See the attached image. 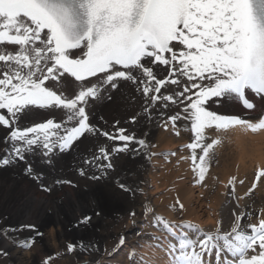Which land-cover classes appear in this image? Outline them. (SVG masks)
<instances>
[{"label":"snow or ice","instance_id":"1","mask_svg":"<svg viewBox=\"0 0 264 264\" xmlns=\"http://www.w3.org/2000/svg\"><path fill=\"white\" fill-rule=\"evenodd\" d=\"M156 65L171 68L167 79L156 78ZM121 81L143 85L138 90L152 104L182 105L183 115L169 119L173 126L180 119L190 122L193 142L186 147L193 151L198 182L203 181L210 154L222 143L216 138L205 144L209 131H264V117L253 122L208 106L238 100L254 109L246 90L264 98V0H0V110H6L0 126L10 129L0 165L25 161L29 154L51 164L57 152L69 151L86 133L125 142L113 151H128L134 136L124 129L114 136L89 122V108ZM167 85L181 90L165 95L161 89ZM56 111L62 113L60 120L19 127L26 116ZM138 143L146 146L142 139ZM100 153L95 159L109 161L106 149ZM26 172L31 174V165ZM261 177L264 169L256 172V181ZM151 211L146 208V214ZM233 215L228 230L218 226L209 232L157 216L155 224L171 237V264H264V218L242 224L245 214Z\"/></svg>","mask_w":264,"mask_h":264},{"label":"bare ground","instance_id":"2","mask_svg":"<svg viewBox=\"0 0 264 264\" xmlns=\"http://www.w3.org/2000/svg\"><path fill=\"white\" fill-rule=\"evenodd\" d=\"M152 67L157 79H167L171 72L170 67L163 65ZM180 79L182 82H186L185 77H181ZM142 87L143 85L138 86L132 82L121 81L117 88L109 89L105 94V99L89 108L90 124L98 128V130L105 132V129L102 127L103 123L101 124V121L99 122L98 117L106 113H115L119 106H121V112L127 108L133 109L136 107L137 102L141 106L139 107L140 111L134 114V117L137 116L135 121L142 119L143 115L147 114V112L153 111V113H157L159 108L165 107V104L168 106L174 105L176 107H182V105L171 104L167 101H157L155 104H152L150 100L143 95L142 90H140L142 96H139L137 93L136 96L138 97H136L135 104L126 101L127 99L125 97L130 96L129 93L131 89L138 91V88L142 89ZM172 89L181 90L178 89L176 85H167L164 89H161V92L165 95H169ZM256 98V100L251 101L255 105V108L249 110L241 107L237 100H232L231 102L226 101L222 104H212L209 102L208 106L209 110H215L219 114L239 115L244 119L255 122L264 116V98L259 96H256ZM146 108L147 111L145 110ZM4 112H6V110H0V114ZM47 118L60 120L62 118V113L59 111L54 113L37 112L21 119L19 121V127L31 126L34 122H41ZM120 118L122 119V116ZM96 120H98V122ZM106 124L108 123L106 122ZM123 125L130 126L128 122L123 123ZM171 129L174 130L175 128L171 127ZM115 130H118V128L115 127ZM136 130L134 131L133 129L135 133H140V130ZM9 131V128L0 126V157L6 154L5 149L8 145L5 144V137L9 134ZM170 131L171 130L162 132L161 130H157L152 133L149 132L144 138H142L143 135L139 134L136 136L138 140L134 139L128 142V151L126 152H114V148L109 147L107 150L110 154L109 161L102 159V162H98L95 173L90 170L92 167L91 163L87 164L86 161L80 160V155L87 149L86 142L88 139L87 135L90 136L89 133L79 138L69 151L63 153L57 152L51 164L45 163L39 154H29L26 156L25 161L17 160L7 166L0 165V219H2V221L6 219V222L9 220V222L13 223V226L34 224L40 227V229L47 231L46 227H51V223L47 222L48 218L46 217V213L50 212L53 215V226L59 231L61 237L64 235L67 239L73 237L77 239L78 242L82 241V245H88L87 243L89 242L87 240L91 242L92 239L98 238V236L91 232V228L95 226L90 225L88 221L100 218L101 221H99V223L101 224L103 223L102 219L110 217L114 212H122L124 209L126 210V207L139 209L143 206L150 208L157 205V201L150 200L151 194L148 192V189L152 186L155 192H159L168 184L172 185L170 188L172 190L174 189L173 193H178L180 196L185 218L182 223L197 224L204 232L215 231L212 220L215 217L220 219V223L222 227H224V230H228L231 221L234 220V213L236 215L245 214L241 220L242 224H247L249 222L257 223L260 218H264V210L259 217L256 216L255 210L248 206V198L242 195L241 192L245 189L243 188L246 183L245 175H250L253 172V168L256 171L261 169L264 164V131L251 133L236 128L227 132L231 136L230 139L234 142V157L231 163L223 164V168L221 169V182L218 190L212 196V199H210L212 214L211 216L207 215L204 217L202 213L197 210L196 205H193L194 202H199V200L194 196L192 187L187 186L184 181L166 182L168 177L174 178L181 174L189 175V173H191L186 161H182L176 167H171V169H169V166L164 162L165 160L155 154V152L160 153L169 151L172 154L176 153L180 155L181 151L175 149H185L183 141L179 142L178 140L174 142L171 138ZM118 134L117 131L116 135ZM100 135L99 132H96L92 137L90 136L89 139H91V141H94L92 139L99 141L100 137L103 136ZM141 139L145 141L146 146H141L138 143ZM101 141L104 142V139ZM119 142L120 145L116 148L123 146L125 143L122 141ZM151 143L155 146L154 149L148 147ZM134 150H138L139 154H135ZM140 155L144 159H148L147 164L141 160L142 157H140ZM179 159H181V157ZM109 162L112 165L111 168L106 167ZM101 164L105 165V167H98V165ZM29 165H31L32 168L31 174L26 172V168ZM165 168L167 170L164 171ZM81 170L84 172L83 175H81ZM69 174L71 175L69 176ZM233 174H236L237 179L234 185H229L227 177ZM93 176L99 178L92 179ZM57 180L63 181V188L60 193L56 192L58 194L54 197H46L47 194L45 192L46 195L36 193L32 187L35 183L36 185L41 184L42 189H52L56 187L55 181ZM65 181H70L71 183H65ZM240 181H243V183ZM202 182L203 181H201V183ZM261 185L264 186V183H261L260 186ZM137 189L138 193L135 195ZM182 189L186 191L185 194L181 193ZM171 192L169 191L168 193L170 194ZM164 202H166V200H164ZM62 210L69 213L68 217H70V219H79L80 221L77 225L72 226L69 232L66 231L68 225L62 228V222L56 220L59 219L56 214L61 213ZM85 217L90 219L84 222ZM48 232L52 233V230L48 228ZM31 235H34V232H27L26 236L29 237ZM162 248L163 251H161ZM0 249L8 253L12 264H32L28 252H21L17 248H13L3 239L1 234ZM167 249L168 246H162L161 244L160 248H158V244L154 249L145 248L146 259H144L143 264H171V258ZM81 251L78 252L79 261L85 262L89 260L91 262H96L99 260L100 249L88 257L85 248L81 249ZM117 253L120 255L121 250ZM214 259L213 256V262ZM0 264L4 263L0 262Z\"/></svg>","mask_w":264,"mask_h":264},{"label":"rangeland","instance_id":"3","mask_svg":"<svg viewBox=\"0 0 264 264\" xmlns=\"http://www.w3.org/2000/svg\"><path fill=\"white\" fill-rule=\"evenodd\" d=\"M246 91L249 92V90ZM137 93L139 96H142L140 90L134 91L131 89L129 93L130 96L125 97L127 99L126 101L130 103L133 102L135 104L136 97H138L136 96ZM247 98L250 101L256 100V98L250 93H247ZM140 106L141 105H139L137 102L135 108H127L122 112L121 106H119L115 113H106L103 116L98 117V120L99 122L101 121V124H104H102V127L105 129V132H108L114 136L118 131L115 130V127H117L118 129H124L127 135L134 136L135 139H137L136 136L139 134L143 135L142 138H144L145 135H148L149 132L152 133L157 130L167 132L171 130V138L174 140V142L179 140V142L183 141V143H186V145L193 142V133L190 131L189 121L180 119L177 120L175 126H173L172 121L169 119V117H172L177 113H181V115H183L182 107H176L172 105L159 108L157 113H153V111L147 112V114L143 115L142 119H140L139 121H135L137 119V116L134 117V114L140 111ZM121 116L122 119L120 118ZM98 120L96 121L98 122ZM106 122L108 124H106ZM125 122H128L130 126H124L123 123ZM171 127H174L175 129L172 130ZM133 129L134 131L136 129V131L140 130V133H135ZM177 132H179V135L176 134ZM89 134L91 137L94 135V133ZM87 136V149L82 152V155H80V160L86 161L87 164L91 163L92 167L90 168V170L95 173V171L97 170V163L102 162V159H95V157L101 155L100 149L104 148L108 150L109 147L115 149L120 145V142L118 140H110L101 135L99 141H95L96 139H92L94 141H91V139H89L90 136ZM207 136L208 138L204 141L205 144L211 143L212 139L216 138L221 139L222 143L217 145L213 150V153L210 154V158L207 161L208 171L206 172L205 178L203 180L204 184L203 182H198L199 173L198 170H193L195 166L193 165V162L191 160L193 151L187 148L186 145L185 149H175L177 151H181L180 155H177L176 153L175 155H173L169 151L160 153L155 152L157 156L162 157V159L165 160L164 162L167 166H169V169H171V167H176L182 161L187 162L191 171L189 175L181 174L182 176L179 175L174 178L168 177L166 182L169 183L171 181H184L187 186L192 187L194 196L199 200V202H194L193 205H196L197 210L202 213L203 217L207 215L211 216L212 208H210V199H212V196L218 190L219 184L221 182V169L223 168V164L232 162V158L234 157L235 153V147L233 146L234 142L230 139L231 136L229 135V133H217L215 130H211L207 133ZM103 139L104 142L101 141ZM148 147H151L153 149L155 148L152 143ZM134 151L135 154H139L138 150ZM195 153L198 157L202 154V151L198 148L195 150ZM140 157L142 156L140 155ZM180 157L181 159H179ZM141 160H143V162H145L146 164L148 162V159H144L143 157L141 158ZM261 169H264V164ZM165 170L167 169L165 168L164 171ZM256 172L257 171L253 168V172L250 175H245L246 183L243 187L245 189L241 192L242 195L248 198V206L251 209H254L255 215L259 217L261 212L264 210V186H260L261 183H264V177H261L259 181H256ZM70 175L71 174H69V176ZM231 177H236V174L227 177L228 180ZM58 181L59 180L55 181L56 187L49 190H45L46 188L42 189L41 184L36 185L34 183L32 187L36 193H46V197H54L56 194H58L56 192L60 193L63 188V181H60L59 183ZM254 183L256 184L255 188H253ZM171 186L172 185L168 184L159 192H155L152 186L150 189H148V192L151 194L150 200L157 201V205L150 207L152 211L147 214L146 208H149L147 206H143L139 209L126 207V210L124 209V211L122 212H114L110 217L102 219L103 223L101 224L103 225L99 223V221H101L100 218L97 220L91 219V221H88L90 225L95 226L91 228V232L98 236V238L92 239L91 242L87 240L89 243H86L89 246L82 245V241L78 242L77 239L73 237L68 239L65 235L61 237L59 231L56 229V227L53 226V215L50 212L46 213V217L48 218L47 222L51 223V227H46L47 231L40 229V227L34 224V227H27V225L13 226V223L9 222V220L8 222H6V219H4V222L2 221V219H0V234L2 235L3 239H5L13 248H17L21 252H28L32 264H143L144 259H146V253L144 251L145 248L154 249L157 244H161L162 246H164L165 243L169 241L168 238H170L171 240V237L168 236V233L161 230V227H158L155 224V218L159 216L164 218L165 220L172 221L177 224L182 223L185 219L183 215L184 211L179 207V204H181L180 196L178 195V193H173L174 189L172 190L170 188ZM169 191L172 192L169 194ZM137 193L138 189L136 190L135 195H137ZM181 193L185 194L186 191L182 189ZM163 199L166 200V202H164ZM177 201H179V204L177 203ZM132 213H135V215L133 216ZM68 214L69 213L65 210H62L61 213L56 214L59 218L56 220L62 222V228L68 225V227L66 226L67 232L72 229V226L77 225L78 222H80L79 219H70V217H68ZM212 220L214 229L220 226L222 231H224V227H222L220 219L215 217ZM48 228L52 230V233L48 232ZM6 229L7 232L4 231ZM13 229H15V231H13ZM27 232H34V235L27 237ZM122 238L124 239L123 245L120 244V240ZM192 238L194 239L195 236L193 235ZM25 241L30 242V247L22 246ZM69 245L74 246V249L72 251H69ZM83 248H85V250L87 251V257L94 254L100 249L101 252L99 260H97L96 262H91L89 260L85 262L79 261L78 252H80ZM158 248H160V246H158ZM119 250H121L120 255H118L117 253ZM161 251H163V248ZM0 262L4 264H12L11 258L9 257L8 253L1 249Z\"/></svg>","mask_w":264,"mask_h":264}]
</instances>
